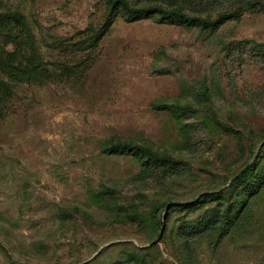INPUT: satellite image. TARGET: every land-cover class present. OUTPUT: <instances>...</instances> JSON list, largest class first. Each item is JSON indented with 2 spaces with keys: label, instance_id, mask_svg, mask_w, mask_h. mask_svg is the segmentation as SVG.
Segmentation results:
<instances>
[{
  "label": "rangeland",
  "instance_id": "1",
  "mask_svg": "<svg viewBox=\"0 0 264 264\" xmlns=\"http://www.w3.org/2000/svg\"><path fill=\"white\" fill-rule=\"evenodd\" d=\"M0 77V264H264V0H0Z\"/></svg>",
  "mask_w": 264,
  "mask_h": 264
},
{
  "label": "trees",
  "instance_id": "2",
  "mask_svg": "<svg viewBox=\"0 0 264 264\" xmlns=\"http://www.w3.org/2000/svg\"><path fill=\"white\" fill-rule=\"evenodd\" d=\"M218 0H108L109 12L122 11L128 21L137 20L142 17L157 15L162 19H178L188 24L205 28H214L227 19L239 18L253 3V0H240L237 8L226 6L224 9L214 12L213 7ZM197 7L208 9L203 12ZM13 76V75H12ZM5 78L0 77V91L2 86H7ZM109 151L133 152L136 155L147 157L152 160H162L161 154L149 145L132 144L119 138L109 139ZM249 184V180L247 181ZM25 264V263H14Z\"/></svg>",
  "mask_w": 264,
  "mask_h": 264
}]
</instances>
